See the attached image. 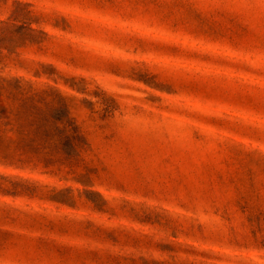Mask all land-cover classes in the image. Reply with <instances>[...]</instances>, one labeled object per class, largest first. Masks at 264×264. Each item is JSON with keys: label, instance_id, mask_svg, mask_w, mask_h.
<instances>
[{"label": "rangeland", "instance_id": "1", "mask_svg": "<svg viewBox=\"0 0 264 264\" xmlns=\"http://www.w3.org/2000/svg\"><path fill=\"white\" fill-rule=\"evenodd\" d=\"M0 264H264V0H0Z\"/></svg>", "mask_w": 264, "mask_h": 264}]
</instances>
